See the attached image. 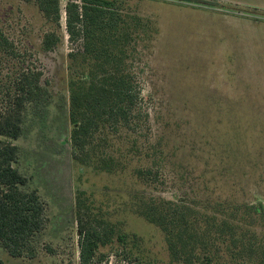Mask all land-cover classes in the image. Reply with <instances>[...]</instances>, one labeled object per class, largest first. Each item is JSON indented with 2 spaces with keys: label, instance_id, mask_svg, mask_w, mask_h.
Returning <instances> with one entry per match:
<instances>
[{
  "label": "rangeland",
  "instance_id": "obj_1",
  "mask_svg": "<svg viewBox=\"0 0 264 264\" xmlns=\"http://www.w3.org/2000/svg\"><path fill=\"white\" fill-rule=\"evenodd\" d=\"M67 1L56 26L35 3L0 0V30L38 63L51 92L45 112L29 106L22 136L11 140L20 147L14 166L45 201L48 223L34 239L36 258L0 247V264H79V192L116 227L102 264H182L141 213L152 199L190 209L196 230L188 231L209 236L195 263L264 264V0H118L137 23L132 67L145 118L135 133L98 136L93 162L112 157L111 171L71 157ZM52 31L61 41L46 51ZM8 60L0 50V78Z\"/></svg>",
  "mask_w": 264,
  "mask_h": 264
},
{
  "label": "trees",
  "instance_id": "obj_2",
  "mask_svg": "<svg viewBox=\"0 0 264 264\" xmlns=\"http://www.w3.org/2000/svg\"><path fill=\"white\" fill-rule=\"evenodd\" d=\"M24 1L35 3L48 22L60 26L61 0ZM65 11L73 70L69 82L71 157L83 165L111 171L116 164L112 157L93 162L98 136L106 130L135 133L145 118L132 67L137 23L133 25L123 16L118 0H68ZM60 41L57 32H48L43 49L51 51ZM0 50L12 65L9 75L0 78V136L8 139H0V247L13 258L34 259L38 254L34 239L46 229L47 207L37 189H25L28 177L14 166L20 158V147L11 140L22 136L29 106L38 114L45 112L51 92L38 63L17 51L1 30ZM75 205L79 264H102L105 255L101 249L114 241L116 227L98 213L85 192H79ZM143 205L141 213L146 220L166 232L172 257L182 264H199L192 260L194 249L200 243L207 245L202 240L209 236L188 231L196 230L190 222L191 210L154 199ZM118 240L122 244L126 241L121 235Z\"/></svg>",
  "mask_w": 264,
  "mask_h": 264
},
{
  "label": "crops",
  "instance_id": "obj_3",
  "mask_svg": "<svg viewBox=\"0 0 264 264\" xmlns=\"http://www.w3.org/2000/svg\"><path fill=\"white\" fill-rule=\"evenodd\" d=\"M222 2H226L228 4H232V5H240L239 2H236V1H232V0H220Z\"/></svg>",
  "mask_w": 264,
  "mask_h": 264
}]
</instances>
